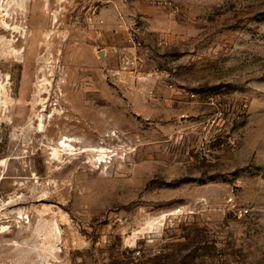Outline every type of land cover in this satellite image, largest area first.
Returning a JSON list of instances; mask_svg holds the SVG:
<instances>
[{"label":"rangeland","instance_id":"obj_1","mask_svg":"<svg viewBox=\"0 0 264 264\" xmlns=\"http://www.w3.org/2000/svg\"><path fill=\"white\" fill-rule=\"evenodd\" d=\"M0 20V264H264V0Z\"/></svg>","mask_w":264,"mask_h":264},{"label":"built area","instance_id":"obj_2","mask_svg":"<svg viewBox=\"0 0 264 264\" xmlns=\"http://www.w3.org/2000/svg\"><path fill=\"white\" fill-rule=\"evenodd\" d=\"M96 1L104 2V1H110V0H96ZM94 13H95V11H94ZM96 21H97V23H96L97 30L96 31H97V33L99 35H101L102 32H103V24H104L103 22H104V20L102 18H100V17H96ZM130 37H131L132 40H134V41L136 40L135 34H130Z\"/></svg>","mask_w":264,"mask_h":264},{"label":"water","instance_id":"obj_3","mask_svg":"<svg viewBox=\"0 0 264 264\" xmlns=\"http://www.w3.org/2000/svg\"><path fill=\"white\" fill-rule=\"evenodd\" d=\"M100 55H101L102 57H105L104 50H101V51H100Z\"/></svg>","mask_w":264,"mask_h":264},{"label":"crops","instance_id":"obj_4","mask_svg":"<svg viewBox=\"0 0 264 264\" xmlns=\"http://www.w3.org/2000/svg\"><path fill=\"white\" fill-rule=\"evenodd\" d=\"M97 17H100V14H98V16H97ZM103 31H104V30H103ZM102 33H103V32H102ZM101 35H102V34H101ZM101 35H100V36H101Z\"/></svg>","mask_w":264,"mask_h":264},{"label":"bare ground","instance_id":"obj_5","mask_svg":"<svg viewBox=\"0 0 264 264\" xmlns=\"http://www.w3.org/2000/svg\"><path fill=\"white\" fill-rule=\"evenodd\" d=\"M19 4V3H18ZM1 21V20H0Z\"/></svg>","mask_w":264,"mask_h":264}]
</instances>
